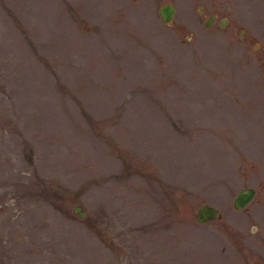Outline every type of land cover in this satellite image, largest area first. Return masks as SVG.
<instances>
[{
	"label": "rangeland",
	"instance_id": "rangeland-1",
	"mask_svg": "<svg viewBox=\"0 0 264 264\" xmlns=\"http://www.w3.org/2000/svg\"><path fill=\"white\" fill-rule=\"evenodd\" d=\"M0 264H264V0H0Z\"/></svg>",
	"mask_w": 264,
	"mask_h": 264
},
{
	"label": "water",
	"instance_id": "water-1",
	"mask_svg": "<svg viewBox=\"0 0 264 264\" xmlns=\"http://www.w3.org/2000/svg\"><path fill=\"white\" fill-rule=\"evenodd\" d=\"M203 7L198 8V12L202 10ZM176 7L172 2H163L158 7V14L161 21L164 24H171L175 15ZM215 14H208L204 18V25L210 26L216 20ZM226 17H221L219 19V25H224ZM256 190L253 186H245L240 188L232 198V205L236 209L244 208L255 196ZM72 211L78 215V217H83L86 214V209L82 207L80 203L73 206ZM220 216L219 208L213 204L202 202L197 208L196 219L198 222H205L209 220L216 219Z\"/></svg>",
	"mask_w": 264,
	"mask_h": 264
},
{
	"label": "flooded vegetation",
	"instance_id": "flooded-vegetation-1",
	"mask_svg": "<svg viewBox=\"0 0 264 264\" xmlns=\"http://www.w3.org/2000/svg\"><path fill=\"white\" fill-rule=\"evenodd\" d=\"M216 20H217V18H216ZM216 20H215V21H216ZM218 23H219V19H218Z\"/></svg>",
	"mask_w": 264,
	"mask_h": 264
}]
</instances>
